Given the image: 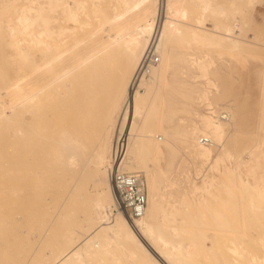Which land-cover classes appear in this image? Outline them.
<instances>
[{"label":"bare ground","instance_id":"bare-ground-1","mask_svg":"<svg viewBox=\"0 0 264 264\" xmlns=\"http://www.w3.org/2000/svg\"><path fill=\"white\" fill-rule=\"evenodd\" d=\"M188 4L200 7L195 22L186 20L185 5ZM212 4L211 0H0V54L9 51L10 56L19 57V63H15L16 77L6 80L0 92V117L5 116L7 128L6 139L3 137L7 147L6 150L3 147V161L6 159L10 168L13 165L21 171L14 179L30 176L29 185L26 182L28 187L19 194L22 214L18 221L28 230L37 228L47 233L53 228L62 229L58 221L64 214L73 217L68 226H73L72 232L68 236L58 235L54 242V258L39 264H82L90 255L88 248L99 243L102 237L109 240L108 244L116 242L122 248L125 244L137 246L157 264H185L193 254L191 243L179 241L175 236L167 238L162 231L170 228L176 236L180 232L176 214L186 207L182 204L184 200L168 203V206L163 202L164 195L171 196L177 187L161 186L144 164L146 156L158 150L151 139L163 138L155 133L156 129L166 117L174 114L157 116L160 83L177 62L183 63L180 69L184 71L187 68L198 70L200 74H195V78H207L214 62L208 53L201 57L190 51L183 52L174 43L189 36L191 41L203 46L226 43L225 46L236 47L242 40L233 34L231 23L221 27L206 24V14L212 12L214 16L222 10ZM132 7L133 11L129 12ZM105 30L114 33L105 38ZM4 41L6 45L2 46ZM156 55V65L146 59ZM103 80H108L111 93L100 99L101 113L107 117L102 125L103 118L97 116L96 128L104 130L102 136L107 143L88 156L84 150L83 154L79 152L82 142L77 141L75 134L89 122L90 113L84 106L96 98V85ZM209 83L215 86L212 81ZM62 90L65 95L60 99ZM4 95L9 99L4 100ZM190 98H201L208 106L213 105L208 88L193 89ZM66 106L70 110H65ZM223 109L210 108V114H196L201 122H194L191 127L193 134H200L195 138L197 155L209 164L207 173L201 169L196 172V175L203 174L201 181L188 176L189 189L186 190L197 202L204 201L217 188L220 180L217 172H235L243 185H255L258 168L255 149L263 148L260 154H264V140L238 155L229 151L224 138L232 114L229 107ZM68 112L70 120L64 115ZM94 112L99 113L98 109ZM54 113L62 117L55 118ZM223 113L226 119L221 117ZM141 115L146 116L144 123L152 120L156 124L148 131L150 134L140 137L137 133L138 137H134L133 130ZM16 117L18 123L14 120ZM231 127L235 128L236 124L231 123ZM17 138L21 140L18 148ZM201 138H207L209 143H201ZM216 142H223L221 149L215 150ZM43 148L56 159L59 175L58 186L53 190L56 195L48 200L34 166L39 156L43 157ZM226 158L234 164L231 170L224 163ZM143 167L147 173V207L142 216L131 221L120 208L114 172L119 168L133 173ZM84 181L93 183L94 194L82 189ZM251 207L260 208L253 200ZM37 232L39 234V230ZM262 241V248L250 256V264H264ZM127 248L129 255L136 256L135 250ZM231 249L235 255L240 253L237 248ZM34 254L31 253V259Z\"/></svg>","mask_w":264,"mask_h":264},{"label":"rangeland","instance_id":"rangeland-1","mask_svg":"<svg viewBox=\"0 0 264 264\" xmlns=\"http://www.w3.org/2000/svg\"><path fill=\"white\" fill-rule=\"evenodd\" d=\"M211 1L212 6L222 10L214 15L216 17L213 16L214 13L212 12L206 14L208 16H206V24L212 26L214 23L215 25L212 27H216V25L221 27L231 23L234 30L233 34L239 36L242 40L236 47L228 44L225 46L226 43L203 46L200 43L191 41L189 36L181 39L178 43H174L177 49L183 50V52L190 51L201 57L208 53L214 62L209 68L207 78H195L194 75L200 74V72L193 68L185 69V73L183 69H180L183 63L177 62L175 68L173 66L171 69V73L160 83L161 93L159 98L161 99H159L160 103L157 106V116L159 118V116L162 117V115L165 116L168 113L174 114L172 117H166V121H163L160 128L156 129L155 133L163 136V138L151 139L157 144L158 150L150 154L152 156H146L144 165L145 168L150 169L149 173H153L157 177L156 179L161 182V186L168 184L177 187L171 196L169 194L164 195L163 202L166 204L165 206H168V203H174L175 201L177 203L184 200L182 204L186 206L185 209H179L176 214L180 229L179 234L177 236L173 235L170 228H165L162 231L167 238L175 236L179 241L191 243V249L194 252L185 264H250V256L253 252H258L262 248V240H264V210H262L264 209V154H260L263 148H254L258 154L256 156L258 168L256 170L257 178L254 181L255 185H243L238 175L230 171L227 173L217 172L216 175L220 179L217 188L212 191L213 193L210 196H206L204 201L197 202L186 189H189L188 181L190 177L198 181L202 180L203 174L196 175L199 169L203 173L209 171V164L204 163V160L197 155L198 144L195 138L199 133L193 134L191 130L194 122L198 124L201 122L196 114H208L210 108L224 110L223 108L226 106L229 107L232 114L231 123L236 124V127L232 128L231 123L226 124L227 137L224 138V144H227L233 155H238L264 140V0ZM185 6L186 20L195 22L200 13V7L197 4ZM133 9L132 7L129 12ZM113 33L114 31L105 30L103 35L108 38L109 34ZM1 45L5 46V41ZM9 53L8 51L0 54V92L6 86V80L9 81L16 77L17 73L15 63H19V57L10 56ZM210 81L215 86L210 84ZM196 88H208L213 105L208 106V103L201 98L192 100L190 95L193 93V89ZM110 89L108 80L101 81L96 85V91L98 92L96 98L94 97L84 106V109L89 110L90 115L88 117L90 120L85 127L79 128L75 134L77 141L80 139L79 141L82 142V145L80 144L82 149L79 150L81 154L85 152L89 156L107 143L105 137L102 136L104 130L96 128V118L97 116L103 118L101 120L102 124L107 117L104 116L103 112L101 113L102 102H100V99L102 96L111 93ZM64 95L65 90H62L58 98L62 99ZM3 99L7 100L9 96L4 95ZM69 108L66 106L65 110ZM149 108H147V111H149ZM97 109L99 113L96 114L94 110ZM54 115L58 119H60L59 116L62 117V114L58 116L54 113ZM64 115L68 120L71 119L70 112H68V115L67 113ZM17 117L14 119L17 121L16 123L19 122V117ZM145 118V115L139 116V124L133 130L134 137L137 136V133L141 134L138 135L140 137L148 135L150 134L148 131L154 128L153 125L156 123L152 120H147V123H144ZM4 119L5 116L2 115L0 117V264H39L42 260L54 258V242L59 238L58 235L63 237L66 234L68 236L72 232L73 226H68L73 217L64 214L59 219L58 224L60 222L61 228H66L64 233L62 229L55 230L53 228V231L50 230L44 233L42 229L36 228L37 231L39 230L38 234L36 229L28 230L26 226L20 225L22 212L19 210L21 209L19 196L23 189L28 187L30 176L25 175L20 179H14L16 174L21 171L15 167L13 168V165H10L12 166L10 168L6 159L3 161L7 149L5 147L6 140H4L7 132ZM141 120L143 121L140 124ZM14 128L17 129V127ZM20 142L21 140L17 138V148ZM222 145L223 142H216L215 150L221 149ZM52 148L55 149L54 146ZM42 151L44 153L43 157L42 155L39 156L36 165L32 164V166H35L39 177V185L41 184L43 185L42 188H45L44 196L48 200L56 195L53 190L58 186L59 175L56 172L58 165L56 159L51 157L52 154L48 149L43 148ZM118 158L117 154V160ZM229 162L230 160L226 158L224 163L228 164L231 170L230 167H233L234 164ZM5 165L8 167L2 168ZM28 166L32 169L30 164ZM138 172L143 175L144 181L147 182V173L144 167L143 170ZM213 172L210 171V173ZM26 182L28 185H26ZM82 189L87 190L91 195L94 194L91 181H84ZM161 191L162 189H160ZM169 191L167 192L169 193ZM41 196L42 194L40 199ZM252 200L260 208H252ZM245 205L247 206L246 209ZM35 223L33 222V224ZM39 238H41L40 244L38 243ZM108 241L102 237L101 241L97 243L98 245L95 244L92 248H88L89 250H87L90 253H87L90 255L88 254L86 262L84 261L82 264H94V262L99 264H157L143 250H139L140 248L137 246L125 244L122 248L120 244L116 242V244L114 242V244H110V242L108 244ZM127 247L135 250L136 256L129 255ZM231 247L237 248L240 253L235 255ZM31 253H35L32 259ZM29 256L32 260L30 262ZM25 259L28 260L26 263Z\"/></svg>","mask_w":264,"mask_h":264},{"label":"built area","instance_id":"built-area-1","mask_svg":"<svg viewBox=\"0 0 264 264\" xmlns=\"http://www.w3.org/2000/svg\"><path fill=\"white\" fill-rule=\"evenodd\" d=\"M148 58V59H147ZM148 62L157 63L158 56H147ZM226 119V114L221 115ZM201 143L208 144L207 138H201ZM114 183L120 200V208L124 210L129 219L142 216L147 207L148 194L143 175L140 172H127L119 168L114 172Z\"/></svg>","mask_w":264,"mask_h":264}]
</instances>
